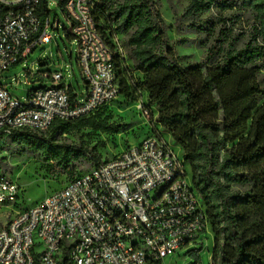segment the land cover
Masks as SVG:
<instances>
[{
    "label": "built area",
    "instance_id": "1",
    "mask_svg": "<svg viewBox=\"0 0 264 264\" xmlns=\"http://www.w3.org/2000/svg\"><path fill=\"white\" fill-rule=\"evenodd\" d=\"M40 2L0 0L8 8L0 15V77L37 44L52 42L51 18L43 24ZM63 12L65 29L78 43L87 93L73 98L63 70L44 71L32 76L52 82L22 100L11 91L20 84L18 75L13 84H0V136L45 132L57 119L91 115L119 99L115 53L126 56L120 38L114 37L115 50L105 40L95 0H67ZM54 25L60 29L61 21ZM135 104L150 133L36 205L16 211L0 225V264H34L36 254L40 264H60L65 254L71 264H149L198 243L209 223L184 159L144 96ZM21 193L16 180L0 174V209L16 205Z\"/></svg>",
    "mask_w": 264,
    "mask_h": 264
},
{
    "label": "trees",
    "instance_id": "2",
    "mask_svg": "<svg viewBox=\"0 0 264 264\" xmlns=\"http://www.w3.org/2000/svg\"><path fill=\"white\" fill-rule=\"evenodd\" d=\"M57 1L63 12L67 0ZM50 2H40L43 24L51 15ZM213 4L248 10L256 20L249 39L243 46L235 39L226 44L229 33L224 32L205 60L186 65L170 41V26L157 0H95V17L109 45L115 50L118 36L126 52L125 57L115 53L120 97L135 103L146 96L157 124L182 149L213 234L211 264H264V0H191L183 17L199 16ZM7 10L0 6V15ZM69 92L76 97L71 85ZM110 108L57 119L45 132L22 130L9 138L41 152L62 170L81 161L95 166L103 161L95 147L59 140L86 128L117 133ZM193 255L198 264V252ZM34 264H40L37 254ZM60 264H71L66 254Z\"/></svg>",
    "mask_w": 264,
    "mask_h": 264
},
{
    "label": "rangeland",
    "instance_id": "3",
    "mask_svg": "<svg viewBox=\"0 0 264 264\" xmlns=\"http://www.w3.org/2000/svg\"><path fill=\"white\" fill-rule=\"evenodd\" d=\"M157 1L163 19L170 26L168 30L170 41L177 54L182 57L181 63L184 65L205 60L209 47L218 43L219 39H224V32L229 33L228 39L224 41L226 44L235 39L238 46H243L256 23L254 16L248 10L236 11L213 4L207 12L189 18L183 17V14L191 0ZM50 6L51 26L48 31L54 36L52 42L37 44L18 66L0 77V84L10 85L16 81V76H21L18 80L20 84L18 87H11V91L22 100L27 98L31 90L47 86L52 82L51 79L38 81L32 76V73L44 71L63 70L67 84L71 85L81 98L87 93V86L78 63V43L67 36L65 28H68L69 23L61 8L54 3V0L50 2ZM55 20L61 21L60 29L54 25ZM145 99L147 100L146 96ZM109 112L112 117L110 121L119 125L117 133L86 128L81 132L66 134L59 141L68 145L82 144L89 149L95 147L103 159H108L130 145L139 144L148 134L149 126L139 114L134 102L119 97L112 103ZM167 138L172 142L176 153L183 157L182 149L174 144L172 136L168 134ZM0 157L3 158L4 174L16 180L22 188L16 205L0 209V225L15 215L16 211L36 205L47 194L63 188L73 175L85 173L93 166L89 162L81 161L74 168L59 169L41 152L25 144L12 142L10 138L0 141ZM234 188L246 190V187L240 185ZM212 246L213 236L208 227L207 231L200 235L197 244L191 243L180 251L167 255L162 260V264H196L197 259L193 252H198V264H211Z\"/></svg>",
    "mask_w": 264,
    "mask_h": 264
},
{
    "label": "crops",
    "instance_id": "4",
    "mask_svg": "<svg viewBox=\"0 0 264 264\" xmlns=\"http://www.w3.org/2000/svg\"><path fill=\"white\" fill-rule=\"evenodd\" d=\"M211 231V230H210ZM212 236H213V234H212Z\"/></svg>",
    "mask_w": 264,
    "mask_h": 264
}]
</instances>
